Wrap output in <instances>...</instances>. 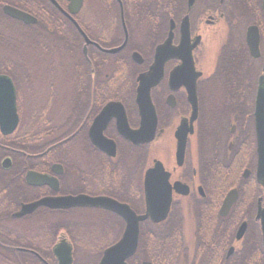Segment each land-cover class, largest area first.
Instances as JSON below:
<instances>
[{"label": "flooded vegetation", "instance_id": "af4514ba", "mask_svg": "<svg viewBox=\"0 0 264 264\" xmlns=\"http://www.w3.org/2000/svg\"><path fill=\"white\" fill-rule=\"evenodd\" d=\"M69 6L67 0H0V58L7 53L0 75L12 82L18 116L11 134L0 131V264H59L54 249L62 254L61 245L70 247L71 264H100L125 232L116 212L38 206L17 214L46 197L86 196L142 215L144 175L155 163L168 174L169 212L160 223L138 224L126 264H264L254 117L264 89V0H82L76 14ZM6 7L35 23L10 17ZM121 11L127 42L107 54L125 38ZM75 23L90 41L86 54ZM186 34L188 47L181 49ZM167 41L149 93L153 135L133 142L123 131L143 127L137 79L154 76ZM79 47L82 58L64 68L58 54ZM51 116L57 135L48 142ZM48 153L54 156L47 166ZM29 172L53 177L57 189L30 184ZM230 192L236 199L223 216ZM139 207L142 214L135 212ZM160 225L173 229L172 236L159 238Z\"/></svg>", "mask_w": 264, "mask_h": 264}, {"label": "water", "instance_id": "95a60500", "mask_svg": "<svg viewBox=\"0 0 264 264\" xmlns=\"http://www.w3.org/2000/svg\"><path fill=\"white\" fill-rule=\"evenodd\" d=\"M70 3L69 14H76L81 8L82 0H67ZM5 13L10 17L20 20L26 24L35 23L34 18L30 15L17 11L15 9L6 7ZM122 22L123 12L121 11ZM79 33L85 40V46L83 48L84 54H86V45L90 44V41L86 38L84 33L76 25ZM124 29V41L119 48L105 50L107 54H115L119 52L127 42V31L123 22ZM188 35H182L181 37V49L187 48ZM168 44L158 51L156 58L157 63L153 68V75H140L137 79V101L139 104L140 113L143 119V127L137 133H129L123 131L125 135H129L133 142L140 141V135L144 141L149 140L154 132V115L150 108L149 93L151 87L156 83L158 76L161 71L164 60L168 54ZM133 61L141 63L142 59L139 54H132ZM190 101L194 105L193 118L196 114L195 109V92L192 89L190 95ZM255 135H256V154H257V166H256V180L264 187V89L258 91L257 98L255 101ZM150 123L148 124V120ZM18 116L16 113L15 106V91L10 79L6 76L0 75V131L3 135L11 134L17 127ZM114 150V149H113ZM179 156L183 154V146L178 149ZM3 169L10 167L9 159H5L2 162ZM59 166L53 165L52 172L54 174L59 173ZM168 174L164 172L160 163L148 169L144 175V197H145V212L142 215H136L128 206L119 204L107 198H90L86 196L77 197H64V198H51L46 197L35 203L25 205L22 211L17 216H22L32 213L38 206H44L50 209H62L72 206H87V207H98L104 208L116 212L126 222L125 232L122 240L104 252L103 258L100 264H126L125 260L130 257L137 245L138 238V224L146 220H151L155 223L164 221L168 215L170 204H171V190L167 182ZM26 179L30 184L33 185H50L54 190L57 189L56 180L45 174H38L35 172H29L26 175ZM236 197L234 192H230L222 207L221 215H225L230 206L234 203ZM257 219H261L262 230L264 235V212L259 207L257 212ZM64 248V252L58 253L57 249H54V254L59 264H71L72 258L70 253V247L61 245ZM149 264V263H143Z\"/></svg>", "mask_w": 264, "mask_h": 264}, {"label": "trees", "instance_id": "16d2710c", "mask_svg": "<svg viewBox=\"0 0 264 264\" xmlns=\"http://www.w3.org/2000/svg\"><path fill=\"white\" fill-rule=\"evenodd\" d=\"M1 31V30H0ZM7 58V53L6 52H3L2 53V57L0 58L2 61L6 60ZM82 58V54H81V51H80V47L78 49H73L71 51H63L61 53L58 54V58L57 60H59L60 62L64 63L63 64V67L65 68L67 66L68 63H70L72 60H76V59H81ZM48 60H55V57L53 59L51 58H48ZM16 88H17V85L15 84ZM48 120H50L47 124V132H46V135H45V138L48 142H53L56 138V129H55V118L54 116H51V117H47ZM33 136V133L31 134ZM31 154H34V149L32 148L31 149V152H29ZM54 155H51L50 153H48L46 155L47 157V160L45 161L46 165H50L52 163V160H51V157H53ZM5 177H0V182H1V187H3L2 183L5 182ZM135 212L137 214H142L143 213V208L142 207H139V208H136L135 209ZM49 219V218H48ZM144 228V226L142 227V229ZM146 229V228H144ZM143 229V230H144ZM201 228H197L196 229V235L199 236V230ZM173 229H170L166 226H159L158 227V237L159 238H168L170 236H172V231ZM143 236V235H142ZM160 243H164V242H160ZM161 246H163V244H161Z\"/></svg>", "mask_w": 264, "mask_h": 264}, {"label": "rangeland", "instance_id": "374dc122", "mask_svg": "<svg viewBox=\"0 0 264 264\" xmlns=\"http://www.w3.org/2000/svg\"><path fill=\"white\" fill-rule=\"evenodd\" d=\"M84 12H86V10ZM186 232H187V235H191L189 228L186 229Z\"/></svg>", "mask_w": 264, "mask_h": 264}]
</instances>
